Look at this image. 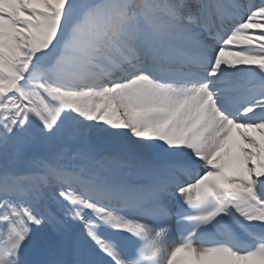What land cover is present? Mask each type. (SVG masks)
Segmentation results:
<instances>
[{
	"label": "snow or ice",
	"instance_id": "snow-or-ice-1",
	"mask_svg": "<svg viewBox=\"0 0 264 264\" xmlns=\"http://www.w3.org/2000/svg\"><path fill=\"white\" fill-rule=\"evenodd\" d=\"M0 264H264V0H0Z\"/></svg>",
	"mask_w": 264,
	"mask_h": 264
},
{
	"label": "bare ground",
	"instance_id": "bare-ground-1",
	"mask_svg": "<svg viewBox=\"0 0 264 264\" xmlns=\"http://www.w3.org/2000/svg\"><path fill=\"white\" fill-rule=\"evenodd\" d=\"M172 238H175L174 234H173V237Z\"/></svg>",
	"mask_w": 264,
	"mask_h": 264
}]
</instances>
